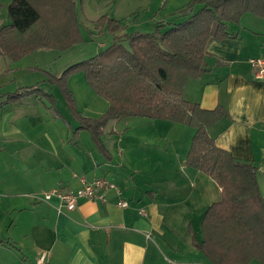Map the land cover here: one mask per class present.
Returning a JSON list of instances; mask_svg holds the SVG:
<instances>
[{
	"label": "crops",
	"instance_id": "crops-1",
	"mask_svg": "<svg viewBox=\"0 0 264 264\" xmlns=\"http://www.w3.org/2000/svg\"><path fill=\"white\" fill-rule=\"evenodd\" d=\"M188 2H133V32L176 21V11ZM229 30L235 38L208 43L206 71L186 80L184 96L202 108L222 105L227 109L230 117L211 125L208 133L234 158L256 166L264 197V78L255 77L248 62L250 57H264V17L246 12L239 23H229ZM21 68L3 61L0 81L16 85V78L8 76ZM44 82L43 86H50ZM68 84L70 88V80ZM18 85L12 91L22 86ZM71 91L77 106L78 98ZM5 92L0 90V156L4 159L0 164V264H34L41 251H46L49 264H211L191 244L188 230L201 239L203 214L220 199V188L209 175L187 164L192 127L143 117H133V124L125 121L123 132L113 136L117 153L132 169L128 173L112 166L111 152L109 160L92 143L84 148V131H72L78 142L69 128H55L58 120L64 121L54 116L45 97L31 94L19 102L4 103L1 94ZM51 94L70 124L69 112L60 110L59 97ZM82 100L77 110L84 116L98 117L108 107L95 93ZM63 106L67 108L65 101ZM117 129L114 126L105 133H117ZM101 167H111L113 172L101 174ZM99 176L119 186L128 207L116 204L113 191L106 201L80 198L72 210L57 197L43 199L45 191H75L81 178ZM139 208L147 215L139 214Z\"/></svg>",
	"mask_w": 264,
	"mask_h": 264
},
{
	"label": "trees",
	"instance_id": "trees-1",
	"mask_svg": "<svg viewBox=\"0 0 264 264\" xmlns=\"http://www.w3.org/2000/svg\"><path fill=\"white\" fill-rule=\"evenodd\" d=\"M9 22L0 26V57L20 60L35 49L81 38L75 0H11L6 7ZM250 12L264 17V0H189L176 11V21L158 22L151 31L127 32L124 20L107 14L95 21L112 42L96 54L68 65L59 75L43 70L44 79L56 86L72 119L89 132L97 150L109 159L102 136L106 125L125 117L163 119L194 129L186 155L187 164L209 175L220 188L201 220V239L189 229L191 244L211 264H264V197L257 168L234 158L217 146L208 128L230 117L217 105L202 108L184 96L188 78L206 71L204 58L211 40L235 38L229 23H239ZM30 69H36L30 67ZM82 71L93 92L108 107L98 117L82 115L69 88L68 76ZM34 94L45 97L54 116L68 121L56 107L55 97L38 83L21 86L1 96L4 103L19 102ZM200 264V263H176Z\"/></svg>",
	"mask_w": 264,
	"mask_h": 264
},
{
	"label": "rangeland",
	"instance_id": "rangeland-1",
	"mask_svg": "<svg viewBox=\"0 0 264 264\" xmlns=\"http://www.w3.org/2000/svg\"><path fill=\"white\" fill-rule=\"evenodd\" d=\"M11 0H0V26L9 22V18L7 16L6 7L10 3ZM76 1V10L79 19V29L81 38L79 40H75L69 42L68 37L61 41L59 45H54L51 48L45 49H35L31 53L26 54L20 60H9L7 57H0V66L6 60L10 61L11 63H15L16 65L19 64L22 68L20 71L15 73H11L12 76H8L11 78L14 76L16 78L15 82L16 85L13 84H5V82L0 81V90L2 91H12L15 86H22L27 85H34L37 82H40V85L43 89L46 90L48 87L51 90V93H55L59 97V104H57L58 108L62 110L65 114H68L67 108L63 106L64 100L60 94V91L56 86H48L45 84L44 80L48 77L47 74L44 73L43 70H46L53 75H59L68 65L75 63L77 61L86 59L100 50L104 49L106 46L111 44L112 42V35L107 33L106 31L101 33L99 28H97L95 21L99 19L102 15L113 14L119 19L124 20L125 27H129L127 32H133V2L137 0H75ZM126 27V29H127ZM104 43L105 46H101L100 44ZM6 59V60H5ZM35 67L36 69H30V67ZM68 80H70V88L74 91L78 98L77 106L79 108L83 105V98H88L94 94L91 86L87 83L84 78V74L82 71H73L69 74ZM5 84V85H4ZM43 84V85H42ZM39 86V87H41ZM76 106V107H77ZM129 119V120H126ZM115 121V122H114ZM110 124L107 125L105 129L113 128L116 126L117 133L115 131L106 132L103 134L102 138L104 140V145L108 150L111 158L113 155L112 166L115 165L116 168L122 169L125 172H130L132 169H129V166L124 163L123 159H121L120 155L117 153V137H114V134H121V131L125 121H132L133 124V117H125L120 118L118 120H114ZM78 125V122L74 119L71 120L69 125H66L64 122L58 120V125L55 128L62 127L63 129L69 128L71 137H74L78 140V137H75L72 131L75 130V127ZM47 128L50 129V126L47 125ZM84 131L85 136L81 138V145L84 148H87V143H92L93 149H95L96 144L93 143L91 140L90 134L88 131L80 129L79 131ZM78 131V132H79ZM105 138V139H104ZM1 142V139H0ZM79 142V140H78ZM118 148V146H117ZM97 149V147H96ZM112 155H111V153ZM101 154V153H100ZM102 155V154H101ZM2 156V155H1ZM0 156V164L4 161V159ZM103 156V155H102ZM104 157V156H103ZM105 158V157H104ZM13 159V158H10ZM8 160V159H7ZM94 163H96L94 161ZM121 164L122 166H119ZM18 167V166H17ZM107 170H111V167L104 168L101 167L100 173L103 174L107 172ZM135 172L133 171V175ZM112 177V176H108ZM254 264H259L255 261Z\"/></svg>",
	"mask_w": 264,
	"mask_h": 264
},
{
	"label": "built area",
	"instance_id": "built-area-1",
	"mask_svg": "<svg viewBox=\"0 0 264 264\" xmlns=\"http://www.w3.org/2000/svg\"><path fill=\"white\" fill-rule=\"evenodd\" d=\"M248 62L253 70L255 77L264 78V57H250ZM113 191L118 197L116 204L120 208L128 207V201L122 197V192L119 186L110 179L99 176L94 177L91 180L81 178V186L75 191H65L59 188H53L43 193V199L45 201L50 200L52 197H57L61 205L65 206L67 210L74 209L80 198L88 200H101L106 201L108 192ZM138 213L141 215H147L144 208H139ZM34 264H49L47 261L46 251L38 253L34 260Z\"/></svg>",
	"mask_w": 264,
	"mask_h": 264
}]
</instances>
